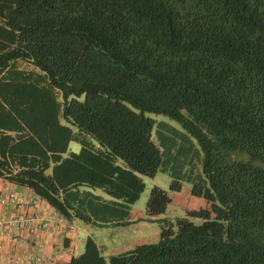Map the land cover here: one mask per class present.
<instances>
[{"label":"trees","instance_id":"16d2710c","mask_svg":"<svg viewBox=\"0 0 264 264\" xmlns=\"http://www.w3.org/2000/svg\"><path fill=\"white\" fill-rule=\"evenodd\" d=\"M146 113L181 127L176 152ZM158 170L207 208L173 227L153 187L155 244L105 258L87 237L58 264H264V0H0V179L67 221L124 226Z\"/></svg>","mask_w":264,"mask_h":264},{"label":"crops","instance_id":"0c3cea01","mask_svg":"<svg viewBox=\"0 0 264 264\" xmlns=\"http://www.w3.org/2000/svg\"><path fill=\"white\" fill-rule=\"evenodd\" d=\"M69 148V144H68ZM80 146L78 145V151ZM94 149H98L93 146ZM79 191H90L92 194L107 199L100 190H92L80 187ZM0 195L5 203L0 205V219L5 224L0 234V264H58L69 261L72 256L78 255L84 240L90 233L102 228H115L117 218L109 221L108 217L98 215L108 221L100 226L92 221L82 222L77 219L69 220L72 225L69 230L64 226H54L53 217L55 210L44 201L38 199L30 190L17 187L0 179ZM36 200V204H31ZM144 213L136 212L134 217L140 219ZM30 221L25 229L21 230L13 225L17 218ZM35 219V220H34ZM131 211L122 221L131 220ZM42 221H48L50 227L47 230L38 228L34 233L30 230L33 226L40 225ZM26 223V225H27ZM134 246L140 245L133 243ZM133 246V247H134ZM130 246H118L107 248L100 246L103 255H116L129 250ZM106 258V257H105Z\"/></svg>","mask_w":264,"mask_h":264},{"label":"rangeland","instance_id":"374dc122","mask_svg":"<svg viewBox=\"0 0 264 264\" xmlns=\"http://www.w3.org/2000/svg\"><path fill=\"white\" fill-rule=\"evenodd\" d=\"M20 69L30 71L32 67L25 63H17ZM83 96H81L78 101H82ZM58 101H60V96L58 95ZM146 117H149L154 120L153 131L151 134L152 142L159 148L161 152H163V146L161 144V137L166 135L175 140L174 147H170L171 152H176V149L179 147L181 143V137L179 134H183L184 131L181 127L174 121L170 120L166 116L163 115H154V114H145ZM60 123L62 125L68 126L73 132L76 129L68 124H66L61 118ZM158 122L165 123L171 129L167 130L165 128L156 129V124ZM175 131H173V130ZM156 130H158L156 133ZM93 146L98 148V145L92 139H89ZM195 150L198 153L197 161H198V169H199V146L194 140H191ZM78 144L75 142L69 143L68 152L77 153L78 152ZM50 171H48L49 173ZM144 189L140 194L137 201L130 206L131 211V220L133 223H129L127 225H119L115 226V228H102L99 230L92 231L89 236L95 244L98 246H106L107 248H113V246H130L129 250L133 248V243L135 244H155L158 240L159 236V226L156 222H151L145 220V216L143 215L140 219L134 217L136 212L144 213L145 204L147 198L149 196L150 190L153 187H157L160 190L164 191L169 198V203L165 207L164 213L155 219H166L173 227L175 225L176 219L186 217L185 212L197 209H205L207 208L205 202L198 198H193L189 195L190 184L186 181H181V186L179 192H170L169 183L170 179L168 176L161 170H158L155 175L151 178L148 177H140ZM190 219V218H189ZM192 223L195 225H200L202 221L200 219H190ZM82 248L80 249V253L82 252ZM125 252V251H124ZM78 253V254H80ZM102 254V253H101ZM103 257H108L110 255H103Z\"/></svg>","mask_w":264,"mask_h":264},{"label":"built area","instance_id":"2783aa9c","mask_svg":"<svg viewBox=\"0 0 264 264\" xmlns=\"http://www.w3.org/2000/svg\"><path fill=\"white\" fill-rule=\"evenodd\" d=\"M5 203L4 198L0 195V205H3ZM31 204H36V200H32ZM35 220V219H34ZM27 221L25 219L21 218H17L13 221V225H15L17 228L23 230L25 229L29 224H31L30 221H28L27 225H26ZM53 223L54 226L58 227V226H64L67 229H71L72 225L68 223V221L61 217L56 211L53 217ZM4 223L2 222V220L0 219V234L4 228ZM50 227L49 222L48 221H42L40 225L37 226H33V228L30 230L31 233H34L35 230H37L38 228H40L41 230H47V228Z\"/></svg>","mask_w":264,"mask_h":264}]
</instances>
